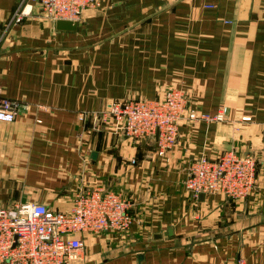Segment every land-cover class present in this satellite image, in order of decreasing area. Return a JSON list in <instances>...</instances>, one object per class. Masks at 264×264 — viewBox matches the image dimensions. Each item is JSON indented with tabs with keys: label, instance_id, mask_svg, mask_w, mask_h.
Returning a JSON list of instances; mask_svg holds the SVG:
<instances>
[{
	"label": "crops",
	"instance_id": "1",
	"mask_svg": "<svg viewBox=\"0 0 264 264\" xmlns=\"http://www.w3.org/2000/svg\"><path fill=\"white\" fill-rule=\"evenodd\" d=\"M19 4L0 0V90L22 104L0 121V206L67 211L99 187L130 200L129 230L87 234L72 264H264V0H103L76 31L37 5L9 29ZM176 87L213 119L184 122L164 157L96 120ZM230 150L256 158L253 194L195 197L189 166Z\"/></svg>",
	"mask_w": 264,
	"mask_h": 264
},
{
	"label": "built area",
	"instance_id": "2",
	"mask_svg": "<svg viewBox=\"0 0 264 264\" xmlns=\"http://www.w3.org/2000/svg\"><path fill=\"white\" fill-rule=\"evenodd\" d=\"M101 4L102 0H20L9 29L32 16L36 5L52 22L79 23L87 10L99 9ZM21 107L20 101L6 98L0 90V121H16ZM211 119L192 108L189 94L177 87L167 90L160 99L115 100L96 117L99 123H114L116 130L129 138L156 140L161 157L177 144L184 122ZM188 174L185 185L195 197L221 194L244 200L256 188L257 160L250 154L225 151L214 160L202 156L193 161ZM131 207L132 202L121 193L104 187L78 194L67 211H55L36 202L0 206V264H72L73 258L80 259L87 234L129 230L134 221ZM226 264L246 262L238 259Z\"/></svg>",
	"mask_w": 264,
	"mask_h": 264
},
{
	"label": "water",
	"instance_id": "3",
	"mask_svg": "<svg viewBox=\"0 0 264 264\" xmlns=\"http://www.w3.org/2000/svg\"><path fill=\"white\" fill-rule=\"evenodd\" d=\"M56 27L60 31H76L78 28V23L60 20V21L56 22ZM156 138H158V134H157ZM95 155H96V153L93 154L94 157H95ZM139 258L142 259L143 255H140Z\"/></svg>",
	"mask_w": 264,
	"mask_h": 264
},
{
	"label": "rangeland",
	"instance_id": "4",
	"mask_svg": "<svg viewBox=\"0 0 264 264\" xmlns=\"http://www.w3.org/2000/svg\"><path fill=\"white\" fill-rule=\"evenodd\" d=\"M102 1H103V0H102ZM28 18H29V17H28ZM26 19H27V18H26ZM26 19H25V20H26ZM25 20H24V21H25ZM24 21H23V22H24ZM23 22H22L21 24H23ZM21 24H19V25H21ZM16 26H18V25H16ZM124 99H140V98H124ZM124 99H120V100H124ZM203 195H209V194H203Z\"/></svg>",
	"mask_w": 264,
	"mask_h": 264
},
{
	"label": "bare ground",
	"instance_id": "5",
	"mask_svg": "<svg viewBox=\"0 0 264 264\" xmlns=\"http://www.w3.org/2000/svg\"><path fill=\"white\" fill-rule=\"evenodd\" d=\"M80 260H81V259H79V258H73V259H72L73 262H77V261H80Z\"/></svg>",
	"mask_w": 264,
	"mask_h": 264
}]
</instances>
